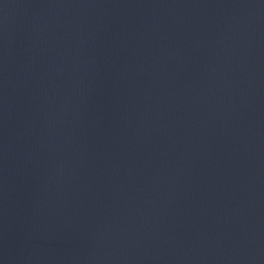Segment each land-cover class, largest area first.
I'll list each match as a JSON object with an SVG mask.
<instances>
[{"label":"water","instance_id":"95a60500","mask_svg":"<svg viewBox=\"0 0 264 264\" xmlns=\"http://www.w3.org/2000/svg\"><path fill=\"white\" fill-rule=\"evenodd\" d=\"M0 264H264V0H0Z\"/></svg>","mask_w":264,"mask_h":264}]
</instances>
